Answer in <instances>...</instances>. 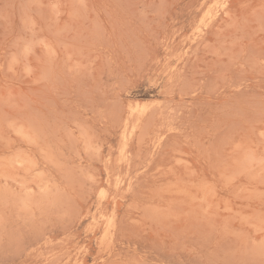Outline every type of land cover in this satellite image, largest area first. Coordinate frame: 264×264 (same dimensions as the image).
<instances>
[{
  "label": "rangeland",
  "instance_id": "rangeland-1",
  "mask_svg": "<svg viewBox=\"0 0 264 264\" xmlns=\"http://www.w3.org/2000/svg\"><path fill=\"white\" fill-rule=\"evenodd\" d=\"M0 264H264V0H0Z\"/></svg>",
  "mask_w": 264,
  "mask_h": 264
},
{
  "label": "bare ground",
  "instance_id": "bare-ground-1",
  "mask_svg": "<svg viewBox=\"0 0 264 264\" xmlns=\"http://www.w3.org/2000/svg\"><path fill=\"white\" fill-rule=\"evenodd\" d=\"M117 180V179H116ZM115 184V183H114ZM99 194V193H98ZM99 197V196H98ZM105 217V216H104Z\"/></svg>",
  "mask_w": 264,
  "mask_h": 264
}]
</instances>
